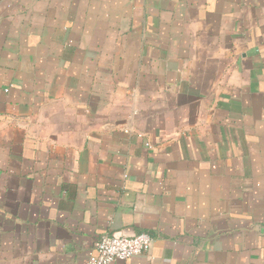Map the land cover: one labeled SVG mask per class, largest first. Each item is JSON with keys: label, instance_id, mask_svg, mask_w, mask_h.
<instances>
[{"label": "crops", "instance_id": "obj_1", "mask_svg": "<svg viewBox=\"0 0 264 264\" xmlns=\"http://www.w3.org/2000/svg\"><path fill=\"white\" fill-rule=\"evenodd\" d=\"M264 264V0H0V264Z\"/></svg>", "mask_w": 264, "mask_h": 264}, {"label": "built area", "instance_id": "obj_2", "mask_svg": "<svg viewBox=\"0 0 264 264\" xmlns=\"http://www.w3.org/2000/svg\"><path fill=\"white\" fill-rule=\"evenodd\" d=\"M153 238L147 233L134 236L103 234L95 241L96 255L87 264H114L118 260H128L147 252Z\"/></svg>", "mask_w": 264, "mask_h": 264}]
</instances>
